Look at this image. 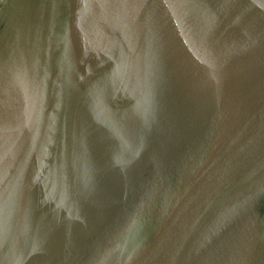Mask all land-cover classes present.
I'll return each instance as SVG.
<instances>
[{"label": "water", "instance_id": "water-1", "mask_svg": "<svg viewBox=\"0 0 264 264\" xmlns=\"http://www.w3.org/2000/svg\"><path fill=\"white\" fill-rule=\"evenodd\" d=\"M0 264H264V0H0Z\"/></svg>", "mask_w": 264, "mask_h": 264}]
</instances>
